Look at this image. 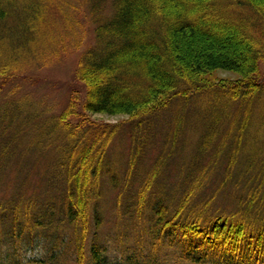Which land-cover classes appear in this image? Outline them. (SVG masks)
Returning <instances> with one entry per match:
<instances>
[{
	"label": "trees",
	"instance_id": "16d2710c",
	"mask_svg": "<svg viewBox=\"0 0 264 264\" xmlns=\"http://www.w3.org/2000/svg\"><path fill=\"white\" fill-rule=\"evenodd\" d=\"M49 5L46 0H0L1 74L20 72L16 68H25L33 57L37 59L31 68L42 63L38 54L27 61L28 54L38 52H31L27 44L36 45L33 36L37 33L51 38V28L46 31L50 37L43 29L50 24ZM91 10L96 18L93 43L86 46L75 73L85 86L80 105L88 112L125 113L132 116L130 120L140 119L177 97L215 85L244 108L245 101L264 87L259 73L264 55V0H111L107 12L100 0H94ZM257 25L261 26L259 32L253 27ZM217 68L237 71L242 77L217 84L201 77ZM69 107L56 119L49 138L64 148L59 168L54 170L62 178L61 184L47 195L38 193L36 190L43 188L36 186L22 209L1 205L0 221H5L6 214L11 216L13 238L51 225L56 207L71 229L69 235L51 233L57 243L46 256L29 261L70 264L64 260L75 255L74 264H264V137L247 142V152L254 155L238 161L250 111L246 110L236 129L213 136L227 135L232 144L225 161H217L219 149L215 148L216 157L205 164L196 160V167L193 162L189 171L165 174L179 177L186 182L183 186L156 182L155 168L162 157L153 169L142 170L144 176L132 170L131 177L127 174L120 181L103 169L104 154L94 157L92 149L101 138H105L107 149L122 125L97 123L84 116L74 123L69 115L76 111L68 112ZM211 119L215 131L221 121L228 127L230 121H237L231 117ZM260 122L264 123V116ZM59 127L63 132L55 133ZM78 136L94 141L82 148L77 145L74 153ZM208 143L210 140H205L201 145L207 148ZM104 176L111 177L112 187L117 189V219L123 214L132 219V233L116 232L122 250L118 258L111 257L107 245L99 242L105 221L99 208ZM133 177L139 182L137 188L130 185ZM38 205H44V210L38 208L36 220H24ZM128 238L134 241L124 244Z\"/></svg>",
	"mask_w": 264,
	"mask_h": 264
},
{
	"label": "rangeland",
	"instance_id": "374dc122",
	"mask_svg": "<svg viewBox=\"0 0 264 264\" xmlns=\"http://www.w3.org/2000/svg\"><path fill=\"white\" fill-rule=\"evenodd\" d=\"M49 2L52 10L47 13L50 24L43 29L46 35V31L51 28V38H48V41L45 36L39 37L37 33V36H33L36 45L31 47L27 44L32 49L31 52H39L31 56L28 54L27 61L38 54L39 62L42 63L31 68L37 59L33 57L25 68L22 65L16 68L21 70L18 73L10 70L0 73V210L1 205L22 209L25 201L32 197L30 193H35L36 186L43 188L36 190L38 193L47 195L46 193L52 192L54 186L61 184L62 178H59L57 173L54 174V170L59 168L64 148L61 142H53L49 138L56 119L71 104L73 106L69 107L68 112L76 111L75 115H69L74 123L82 120L84 116L97 123L122 125L113 135L107 149H104L105 138L99 139L92 149L94 157L104 154L103 169L110 171L120 181L125 179L127 174L131 177L132 170L144 176L142 170L148 172L151 167L153 169L158 164V161L154 164L157 158L162 157L155 168L158 175L156 182L179 183L178 185L185 186L186 182H181L179 177L168 178L165 174H169V171L178 173L179 169L184 173L193 162L196 167V160L205 164L207 160L214 158L215 148L219 149L217 161H225V155L231 151L232 144L226 140L227 135L219 138L213 136H218L219 131L224 133L236 129V124L242 121L246 110L251 113V124L248 122L249 127L245 129L246 139L242 142L244 153H240L242 156L238 161L242 162V157L245 158L246 155H254L247 152V142L264 137V123L260 122L264 116V87L251 100L245 101L244 108L234 103L228 92H221L218 85H215L208 89L199 88L196 93L189 92L190 94L183 98L177 97L159 111L140 119L130 120L132 116L125 113L109 115L86 111L80 105L86 89L75 73L86 46L88 48L93 43L92 28L96 18L91 14L92 11L95 15L91 4L94 0H46V4ZM100 3L101 8H106L107 12L111 0H100ZM233 9L234 12L240 11ZM244 10L247 11L245 8ZM244 10L239 14L241 17L245 15ZM100 12L105 14L104 11ZM10 22L17 24V21ZM253 27L258 32L261 29L260 25ZM46 36L50 37V34ZM259 73L264 83V55L259 61ZM201 77L211 84H217L234 82L242 76L237 71L217 68L204 72ZM212 116L220 120L231 117L237 121H230L229 127L221 121L215 131ZM62 132L59 127L55 133ZM205 140L211 142L207 148L201 145ZM92 141L94 140L91 137L78 136L75 146H71L72 151L77 153V145L86 147ZM105 160H108L107 165ZM52 173L54 175L48 178L47 175ZM192 173L194 176L195 171ZM101 179L104 185L102 183L100 190L102 199L99 208L105 221L99 232V242L107 245L111 257L118 258L122 256V250L119 249L120 242L116 232L132 233V219L125 218L124 214L122 218L117 219V189L112 187L111 177L104 176ZM138 184V180L133 177V183L130 184L132 188ZM132 188L128 190H133ZM45 199L47 198L43 197V200ZM40 207L44 210V205L33 206V211L23 216L24 220H36V211ZM54 209L56 213L52 214L54 216L51 225L34 228L31 235L24 232L18 238L11 237V216L5 215V221H0V264H40L29 260L46 256L51 246L57 243L51 233H72L57 212L58 208ZM133 241L128 238L124 244H131ZM74 258L75 255L69 256L64 262L74 264Z\"/></svg>",
	"mask_w": 264,
	"mask_h": 264
}]
</instances>
